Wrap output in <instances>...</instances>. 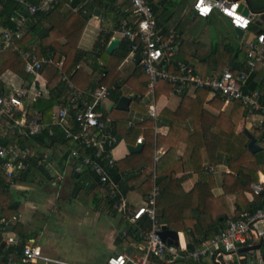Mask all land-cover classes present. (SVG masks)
Here are the masks:
<instances>
[{"label": "crops", "instance_id": "crops-1", "mask_svg": "<svg viewBox=\"0 0 264 264\" xmlns=\"http://www.w3.org/2000/svg\"><path fill=\"white\" fill-rule=\"evenodd\" d=\"M195 1L186 0L183 6L175 9V13L168 19L159 18L161 25L158 24V28L163 30L162 25L168 26L169 29L179 28L176 31L181 35V45L177 60L192 64L202 76L225 70L232 71L243 61L246 41L255 38L263 28L254 20L253 26L251 25V28L239 37L234 31L235 26L231 19L223 14L213 12L207 17L195 15ZM73 2L74 0H70V4L68 3L75 15L73 19L70 18V28L75 27L80 20H85L76 47L86 54L78 68L71 72L70 82L73 83L74 88H70V104L74 102L72 104L74 108H81L83 104L80 102L90 101V95L101 84L106 85L110 90V96L105 100L102 110L109 131L118 140L109 150L110 155L114 160V167L120 165L121 168L110 177L118 187V183L122 182L128 188L125 193L120 190L118 193L127 201L129 210L136 211L148 203L149 199L145 197L146 189L143 185L151 176V193L157 188V200H159L158 166L161 176L170 183V195L166 200L171 203L178 198L179 206H184L183 218L192 219L195 214L202 219V225L206 226L217 218L221 222L237 216L238 207H244L255 199L254 186L264 187V169L260 166V161L264 162V159H261L259 153L264 150L263 117L252 112L243 103L242 105L234 100H226L223 96L208 90L180 93L166 82H160L154 90H151L140 63L136 62L135 55L138 52L131 48L129 54L123 57L122 43L126 38L120 27L121 21L123 18L131 22L135 21L129 0H83L71 6ZM154 2L160 4L161 0ZM77 6L81 7L79 11L74 9ZM83 10L86 11L85 14L81 13ZM188 16L204 21V25L194 33V39L190 44L185 37L186 30L192 23L187 20ZM59 18L65 21L63 17ZM222 22L225 24L221 25ZM44 24L47 28L51 27L48 21ZM212 25L215 27L212 28ZM214 29L217 37L212 34ZM104 39L108 41L106 48L102 50L101 43ZM113 39H119L120 42L113 53H108L107 47ZM227 44L232 45L234 50L225 52L223 47ZM16 49L14 47V51ZM2 52L4 50L0 49V55ZM94 65L97 68H94ZM170 68L175 70L174 65ZM243 70L245 69L234 73ZM245 71L249 73V78L250 75L255 74L251 82L264 96V66L259 65L253 71L247 68ZM40 81L48 83L43 74ZM0 83L3 86L1 88L3 93L0 94L2 96L24 84V80L15 72L7 70L0 76ZM48 89L50 90L49 87ZM112 92L119 94L117 101L111 96ZM122 96L131 97L126 110L117 108ZM31 109L33 113L39 112L34 106ZM151 109L154 114L151 113ZM133 127L139 129L137 138L131 132ZM114 132L121 137L120 140ZM171 132L172 137H170ZM140 137L143 138L142 150L131 154L129 146L140 144L137 142ZM245 139L249 140L247 144L249 152L242 148L244 146L241 147L245 144ZM253 139L259 146L256 151H252L249 146ZM220 140L223 141L219 142ZM204 141L207 144H204ZM194 145L193 159L188 158L191 153L189 148ZM45 150L44 148L34 153L40 157L38 152H43L42 154L47 156V162L56 180L60 174L66 172V175L63 182H58V185L52 184V187L58 190V197L55 195L54 198L49 196L43 198V211L34 210L28 213L31 221L22 220L21 208L27 207L28 210L31 207L28 196L22 197L18 224H32L34 227L33 235L28 240H34L46 255L70 264H106L109 257L123 252L140 256L143 247L141 237L135 230L129 231V225L135 224L130 220L131 214L120 213L115 206L114 211H101V207L105 209L101 203L99 207H95L94 198L89 193L90 179L86 172L88 168L80 164L75 166L70 161L64 171L58 170V160L52 157L51 151ZM250 171L257 172L258 181L248 186L247 181L251 179ZM76 174L78 176H75ZM80 177L82 179L78 180ZM31 187L34 186L30 184L20 186L22 189H27L23 190L26 193ZM80 187L82 189L79 191ZM61 192H65L66 195L61 196ZM106 196V191L99 193V197ZM39 197L40 195L37 196ZM35 208H39V205H35ZM59 209V213H56ZM171 209L169 207L170 211ZM159 212L160 208L156 205V221ZM54 214L61 218L59 228L51 224ZM38 220L43 223L37 225ZM263 224L264 221L258 224L260 230H264ZM163 225L177 231L179 245L188 248V240L181 223L173 226L162 224L159 225L160 229ZM65 235L70 236V242L65 240ZM119 235L121 240L117 243L116 239ZM254 257L260 258L257 250L254 252ZM233 258L236 260V256L228 257L227 263L234 261ZM248 258L250 264H264V260L262 262L253 260L251 263L249 255ZM152 260L151 258L149 264H153ZM179 261L183 263L178 264H186L185 260ZM200 264H213V262L205 258Z\"/></svg>", "mask_w": 264, "mask_h": 264}, {"label": "built area", "instance_id": "built-area-1", "mask_svg": "<svg viewBox=\"0 0 264 264\" xmlns=\"http://www.w3.org/2000/svg\"><path fill=\"white\" fill-rule=\"evenodd\" d=\"M62 0H40L32 4L26 0H19L24 6L25 12L18 13L13 21L15 28H0L1 49L6 50L14 46V41L20 39L25 32L30 17L35 16L38 11H50ZM133 7L135 21L131 22L123 18L120 24L123 36L133 42L132 50L140 52V65L148 76V83L151 90L160 82H166L176 88L178 92L208 90L214 94L223 96L226 100L240 101L252 112L258 113L264 120V99L260 90H252L246 87L249 73L245 70L234 73L225 70L208 76L199 74L195 67L187 62L177 60L181 35L175 29L161 30L158 28L157 18L148 0H129ZM244 0H196L194 9L202 17L219 12L229 17L234 26L241 27L244 31L250 29V24L255 20V15H245L240 10V3ZM70 4V0L68 1ZM245 3V2H244ZM75 11L81 9L74 7ZM206 10V11H205ZM85 14L86 11H81ZM247 49L246 67L253 71L259 65L264 66V30L258 33L255 38L245 43ZM25 70L35 76L31 83H24L17 86L8 95L0 96V172L8 181L11 187H20V177L31 170L32 163L37 167L45 163L39 159L33 149L21 143V138L27 139L48 132L49 137H56L60 134L65 140L73 139L79 146H82L81 153L73 150L71 155L82 158L79 163L100 176V181L108 188L109 197L120 195L118 186L111 180L109 169L115 165L110 151L118 140L108 129V122L104 120L102 107L105 100L110 96V90L105 85H100L92 92L91 100L80 102L83 104L75 114L70 109V88H74L70 78L63 76V81L69 88L67 104H59L54 107L51 115V122H45L41 113L31 112V107L39 99L49 98L50 90L47 82L40 81V71L44 62L53 63V59H40L31 51H24ZM63 62L57 63L59 67ZM174 65L175 70L170 66ZM72 103V102H71ZM74 104V102L72 103ZM151 113L154 114L153 109ZM71 124H76L78 129L73 130ZM264 136V121L262 122ZM62 135V136H61ZM62 138V139H63ZM138 143L143 142L140 137ZM94 151L90 154L86 151ZM70 157V156H69ZM46 158V156H45ZM66 172L60 174L58 180L63 182ZM264 187L255 185L254 192L259 194ZM158 189L154 188L149 201L145 206L136 211L129 210L128 203L121 196L115 208L120 213L131 214L130 220L136 223L141 217L147 215L152 222V229L142 241L143 247L140 256L131 252H123L108 258L106 264H149L150 259L155 257L167 262L193 259L201 263L203 259L209 258L215 264L227 263L228 257L236 256V260L246 257L243 249L258 244L264 237V230H260L258 224L264 221V208L257 211L247 219H227L225 227L213 235L209 240L203 241L196 249L188 250L186 247L170 245L164 242L159 234L160 227L156 221ZM20 221V215L11 218L0 216V230L8 246L13 250L7 258L6 264H70L67 261L46 255L34 240H22L12 227ZM249 256L254 252L245 251ZM234 260V258H233ZM262 262L263 259L257 258Z\"/></svg>", "mask_w": 264, "mask_h": 264}, {"label": "trees", "instance_id": "trees-1", "mask_svg": "<svg viewBox=\"0 0 264 264\" xmlns=\"http://www.w3.org/2000/svg\"><path fill=\"white\" fill-rule=\"evenodd\" d=\"M26 1H29L32 4H37L40 2V0H26ZM68 1L69 0H62L56 6L55 9L50 11H38L35 14V16L30 17V21L27 23L24 35L20 39H16L14 41L13 47L4 50V52H2V54L0 55V76L7 70H11L16 74L20 75L23 78L24 83L26 82L31 83L35 79V76L33 74L25 70V59L23 57L24 51H31L35 53L40 59H45V60L53 59V63L44 62L42 69L40 71L41 76L43 74L48 80V87L50 88V93H51L50 97L45 99L44 98L39 99L33 105L34 108L37 111H39V113L42 114L43 120L45 122L51 121V115L55 106L59 104L68 103L69 88L67 84L63 81V76L66 75L70 78L71 72L74 69L78 68V66L85 58V54H86V52L76 47V41L80 35V30L84 27L86 22L85 20L83 21L80 20L75 27L70 28V18L72 17L73 19L75 15H73L72 9H70L68 5ZM185 1L186 0H161L159 4L154 2V0H150L149 1L150 5L152 6L153 12L156 15L159 26L161 25L159 22V18L163 20L168 19L175 13V9H178L180 6H183ZM80 2H83V0H74L71 6L77 5ZM248 2L252 6V8L257 11L264 7V0H248ZM24 12H25V8L23 5L20 4L19 0H0V28L13 30L15 28V24L13 21L14 17L18 13H24ZM59 17H63L65 21H63V19ZM46 21H48L51 24V27L47 28L45 26L44 22ZM252 24L253 23L250 24V28ZM161 27H163L162 28L163 30L169 29V27L165 25L164 26L162 25ZM176 30H179V28H176ZM107 41L108 39H104L103 42L101 43L102 50L106 48ZM132 46H133V42L126 38L125 41L122 43L123 57L129 54ZM14 47L17 48L16 51H14ZM223 50L229 53L234 49L232 45L227 44L224 45ZM246 58H247V50L245 49L243 61L240 62L232 71L236 72L241 69L246 70L247 69ZM59 62H63L61 67L57 65V63ZM94 68L97 67L94 65ZM141 70L148 80V76L144 73L142 67ZM253 75L255 74L250 75L249 78L250 80L248 84H246L247 88L255 89L253 82H251V79H253L254 77ZM2 87L3 86L0 83V94L3 93V91L1 90ZM111 96L114 98L115 101H117L120 97L119 94L115 92H112ZM236 102L242 104V102L240 101H236ZM244 106L246 105L244 104ZM70 109L72 114H75V112L78 110V107L74 108V106L71 103ZM104 120H106L105 116H104ZM116 124L118 123L116 122ZM71 127L74 131L78 129L76 124H71ZM113 130L116 131L115 128ZM131 132L137 138L139 134L138 133L139 129H134L133 127V130H131ZM114 133L117 135L116 132ZM172 135L173 134L171 132L170 137H172ZM62 138L63 137H60V134H58L56 137H49L48 132L45 131L44 134L37 135L29 139L23 137L21 138V143L23 145H27V146L29 145L33 149V151H41L44 148L46 149L45 151H51L52 157L58 160L57 162L58 170L64 171V168L66 167L67 164L70 163V161H72L73 165L75 166L81 162V159L83 158V151H85V149L82 146H79L77 142L73 141V139L65 140L64 138L63 139ZM262 138L264 139V136ZM118 139L120 140L121 137L118 136ZM197 140L199 139H196V141ZM192 141L195 143L194 140ZM221 141L223 140H220L219 142ZM248 141L247 139H245V144L241 145V147L244 146L242 148H244L245 151L247 152H249L247 147ZM204 144H207V142H205ZM195 145L190 146L189 151H191V153L188 158L192 157L193 159V155H194L193 149ZM73 150L79 151L81 153L82 158L73 157L71 155V152ZM222 150L224 149L222 148ZM86 152H88L89 154L91 152L92 154L94 151L88 150ZM42 153L38 152V154L40 155L39 159H44L45 163H43L40 167H37L36 163L33 162L32 163L33 167L31 168V170L27 173H24L20 177L19 182L21 185L30 184L31 186H36L44 183L47 180L50 182L52 186V184L55 182L56 180L55 175L52 172L49 162H47L48 159L45 158L44 156L46 155ZM259 153L261 154V159L263 160L264 150H261ZM92 156H94V154H92ZM260 166L262 167V169H264V162L260 161ZM120 169H121L120 165L110 168L109 169L110 176L115 175V173ZM86 172H87V176L90 179L89 193H91V197L94 198L93 202L95 207H99V203H101V205L105 207V209L101 207V211L103 210H106L108 212L114 211V206L120 200L121 195L109 197L108 196L109 190L102 183V181H100V176H98L94 171H92L89 168L86 170ZM250 174H251V179L247 181L248 186H250V184L252 185L253 182L258 181L257 172L250 171ZM80 179L82 178L80 177L78 180ZM151 182H152V176L143 185V187H145L146 189L145 197L147 200L149 199V195L152 191ZM157 183L160 187V197L159 200H157L158 203L157 206L158 208H160V212L157 216V224L159 225L169 224L173 226L177 223H181L184 227V233L186 234L188 240V250L196 249V247H198L199 244H201L205 240H209L210 238L213 237L214 234L218 233L221 229L224 228L226 220L220 222L218 218L206 226L202 225L203 224V222L201 221L202 219L199 216H196L195 214L192 216V219L183 218L182 208L184 206L182 205L179 206V201H177L178 198H175L174 201H172L171 203L167 202L166 200L167 197L170 195L169 194L170 183L161 176L160 168L158 166H157ZM118 185H119L118 189L123 193H125L128 190V188L122 182H119ZM15 188L17 187H11V185H9L6 178H4L0 172V216L2 217L11 218L12 216L17 215L20 210V207L22 205V197H24L26 191L16 190ZM81 189L82 187H80V189L78 190L80 191ZM105 191L107 196L104 198L99 197V193H103ZM255 196L256 197L253 200V202H250L244 207H238L239 210L236 214L237 216L229 217V218L247 219L253 216L257 211L263 209L264 190H262L259 194H256ZM169 207H171L173 210L171 209L170 211ZM126 222L129 223L127 220ZM18 223L16 225H13L12 227H8V229H12L14 232H16V234H18L19 237L24 241L31 238L33 235L32 234V230L34 228L33 225L18 224ZM151 227H152L151 220L147 215H144L135 224L129 225V231L135 230L140 235L141 240L144 241L145 235L151 229ZM200 232H202L203 235ZM120 240H121V235L117 237L116 242L118 243ZM257 245H259V249L257 251L259 252L260 257L264 260V237H262L258 241ZM12 250L13 247L8 246L6 244L2 235V230H0V264H6L7 258L12 252ZM242 253L246 255L245 259L234 260L232 262L224 263V264H250L248 258L249 253L245 251H242ZM152 259H153L152 260L153 264L183 263L180 261L167 262L166 260L158 259L155 257H153ZM185 262L186 264H200L199 262H195L193 259L185 260Z\"/></svg>", "mask_w": 264, "mask_h": 264}, {"label": "water", "instance_id": "water-1", "mask_svg": "<svg viewBox=\"0 0 264 264\" xmlns=\"http://www.w3.org/2000/svg\"><path fill=\"white\" fill-rule=\"evenodd\" d=\"M244 2L240 3L239 9L242 10V12L245 15H250L251 17L255 15L256 23L263 28L261 31H259V33L262 32L264 30V7L257 11L252 8L248 0H244ZM194 14L199 16L196 10L194 11ZM234 31L236 35H238L239 37H242L244 33V30L241 27L235 26ZM119 42H120L119 39H113L107 47V52L113 53L117 49ZM135 58H136V62L140 63L142 58L140 52L136 53ZM130 101H131V97L122 96L119 100V104L117 105V108H119L120 110H126L129 106ZM249 146L252 149V151H256L259 149V146L256 145L255 139L251 140ZM142 148L143 146L141 144L130 145L129 152L131 154L138 153L142 150ZM75 176H78V174H76ZM159 234L164 242H167L170 245L179 246V235L177 231L169 229L166 225H163L161 226ZM258 249H259V245H254L252 247L243 249V251L251 250L252 252H255ZM253 260H254V255H251V259H250L251 263L253 262Z\"/></svg>", "mask_w": 264, "mask_h": 264}, {"label": "rangeland", "instance_id": "rangeland-1", "mask_svg": "<svg viewBox=\"0 0 264 264\" xmlns=\"http://www.w3.org/2000/svg\"><path fill=\"white\" fill-rule=\"evenodd\" d=\"M187 20L189 21V22H192L191 23V26L188 28V30H186V33H185V37H186V39H187V43L188 44H190L191 42H192V40L194 39L193 37H194V33L198 30V29H200L201 28V26H203L204 25V21L202 20V19H200V18H193V17H191V16H188L187 17ZM225 24V23H224ZM223 24V22H222V24L221 25H224ZM215 26L214 25H212V28H214ZM223 27V26H222ZM216 29V28H215ZM215 29H214V32L212 33L214 36H216L217 37V33H216V31H215ZM225 31L227 32V26H225ZM215 33H216V35H215ZM229 34H230V36L231 37H233L231 34V32H229ZM16 190H27V189H22V188H15ZM57 192H58V190H56V188H53L52 186H51V184H50V182L49 181H45L44 183H42V184H39V185H36V186H34V187H31V188H29L28 189V192L27 193H25V198H26V196H28V201H29V203H30V205H31V207H30V209H26V208H24V207H22L21 208V212H22V220H26V221H31V217H30V212H33L34 210H42L43 211V208H44V206H43V204H42V201H43V198H46L47 196H49V198H54V196L55 195H57ZM40 195V197L39 198H37V196H39ZM60 195L61 196H65L66 194H65V192H61L60 193ZM57 197H58V195H57ZM23 203L25 204V200H23ZM35 205H39V208H35ZM30 210V211H29ZM59 211H60V209L59 210H57L56 211V213H59ZM29 213V214H28ZM52 217H53V219L51 220V224L52 225H55L56 227H60V221H61V218H59L60 216H58V215H56V214H54V215H52ZM62 220H64V219H62ZM35 221V217H34V220H33V222ZM65 221V220H64ZM43 223V221H41V220H38L37 221V225L38 224H42ZM48 224V223H47ZM37 225L34 223V226L35 227H37ZM51 225V226H52ZM263 226H264V224H263ZM52 228V227H51ZM65 240L67 241V242H70V236H66L65 235ZM80 251H82V250H80ZM69 254H70V252H69ZM200 263V262H199Z\"/></svg>", "mask_w": 264, "mask_h": 264}, {"label": "clouds", "instance_id": "clouds-1", "mask_svg": "<svg viewBox=\"0 0 264 264\" xmlns=\"http://www.w3.org/2000/svg\"><path fill=\"white\" fill-rule=\"evenodd\" d=\"M225 16V15H224ZM227 17V16H226ZM229 18V17H228Z\"/></svg>", "mask_w": 264, "mask_h": 264}, {"label": "bare ground", "instance_id": "bare-ground-1", "mask_svg": "<svg viewBox=\"0 0 264 264\" xmlns=\"http://www.w3.org/2000/svg\"><path fill=\"white\" fill-rule=\"evenodd\" d=\"M183 241V240H182Z\"/></svg>", "mask_w": 264, "mask_h": 264}, {"label": "snow or ice", "instance_id": "snow-or-ice-1", "mask_svg": "<svg viewBox=\"0 0 264 264\" xmlns=\"http://www.w3.org/2000/svg\"><path fill=\"white\" fill-rule=\"evenodd\" d=\"M206 11V10H205Z\"/></svg>", "mask_w": 264, "mask_h": 264}]
</instances>
